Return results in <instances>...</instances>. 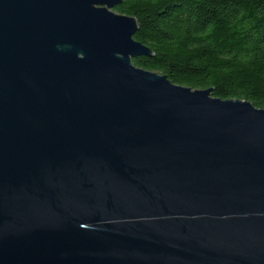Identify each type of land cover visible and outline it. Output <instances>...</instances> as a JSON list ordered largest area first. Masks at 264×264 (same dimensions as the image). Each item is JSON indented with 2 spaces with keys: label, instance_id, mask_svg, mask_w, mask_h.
I'll return each instance as SVG.
<instances>
[{
  "label": "water",
  "instance_id": "water-1",
  "mask_svg": "<svg viewBox=\"0 0 264 264\" xmlns=\"http://www.w3.org/2000/svg\"><path fill=\"white\" fill-rule=\"evenodd\" d=\"M121 0H0V264H264V107L134 64Z\"/></svg>",
  "mask_w": 264,
  "mask_h": 264
},
{
  "label": "trees",
  "instance_id": "trees-1",
  "mask_svg": "<svg viewBox=\"0 0 264 264\" xmlns=\"http://www.w3.org/2000/svg\"><path fill=\"white\" fill-rule=\"evenodd\" d=\"M152 55L135 65L220 98L264 107V0H121Z\"/></svg>",
  "mask_w": 264,
  "mask_h": 264
}]
</instances>
